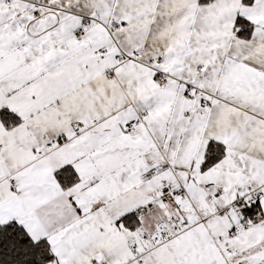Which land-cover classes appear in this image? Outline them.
<instances>
[{
  "label": "snow or ice",
  "instance_id": "6c2138e0",
  "mask_svg": "<svg viewBox=\"0 0 264 264\" xmlns=\"http://www.w3.org/2000/svg\"><path fill=\"white\" fill-rule=\"evenodd\" d=\"M0 264H264V0H0Z\"/></svg>",
  "mask_w": 264,
  "mask_h": 264
}]
</instances>
